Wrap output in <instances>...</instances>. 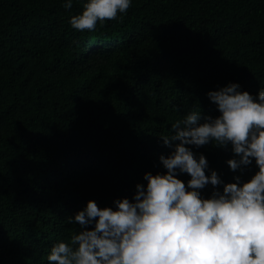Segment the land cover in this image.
Wrapping results in <instances>:
<instances>
[{
    "label": "trees",
    "instance_id": "trees-1",
    "mask_svg": "<svg viewBox=\"0 0 264 264\" xmlns=\"http://www.w3.org/2000/svg\"><path fill=\"white\" fill-rule=\"evenodd\" d=\"M66 2L0 0V264H48L89 200L132 201L145 173L167 171L176 121L220 115L209 92L264 90V0H131L94 31L70 24L85 0ZM188 147L223 182L205 199L259 170L233 171L230 143Z\"/></svg>",
    "mask_w": 264,
    "mask_h": 264
},
{
    "label": "clouds",
    "instance_id": "clouds-1",
    "mask_svg": "<svg viewBox=\"0 0 264 264\" xmlns=\"http://www.w3.org/2000/svg\"><path fill=\"white\" fill-rule=\"evenodd\" d=\"M130 5L131 0H85L70 24L94 31L98 21L115 20ZM239 89L231 83L208 93L218 117L201 122L200 111H193L172 125L174 134L162 137L174 148L160 157L167 171L145 173L146 187L137 184L132 201L115 200L114 210L89 200L74 217L81 230L70 243L51 248L48 264H264V90L254 97ZM209 143L231 144L239 157L227 161L233 171L253 158L259 170L247 182L236 177L222 193L202 198L201 189L223 182L216 171L206 175V157L197 160L188 146ZM181 173L191 177L187 185L177 178Z\"/></svg>",
    "mask_w": 264,
    "mask_h": 264
}]
</instances>
